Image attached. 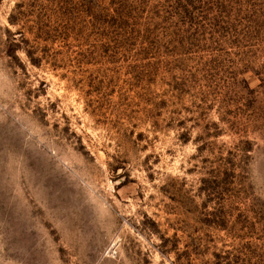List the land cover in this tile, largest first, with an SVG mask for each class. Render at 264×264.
Here are the masks:
<instances>
[{
	"label": "rangeland",
	"instance_id": "374dc122",
	"mask_svg": "<svg viewBox=\"0 0 264 264\" xmlns=\"http://www.w3.org/2000/svg\"><path fill=\"white\" fill-rule=\"evenodd\" d=\"M0 264H264V0H0Z\"/></svg>",
	"mask_w": 264,
	"mask_h": 264
}]
</instances>
